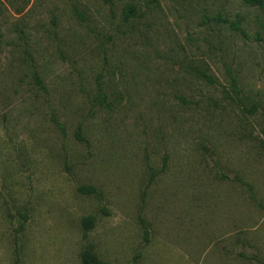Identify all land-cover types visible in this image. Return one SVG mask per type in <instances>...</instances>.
<instances>
[{
  "label": "rangeland",
  "instance_id": "obj_1",
  "mask_svg": "<svg viewBox=\"0 0 264 264\" xmlns=\"http://www.w3.org/2000/svg\"><path fill=\"white\" fill-rule=\"evenodd\" d=\"M263 26L241 0H0V264H264Z\"/></svg>",
  "mask_w": 264,
  "mask_h": 264
},
{
  "label": "trees",
  "instance_id": "obj_2",
  "mask_svg": "<svg viewBox=\"0 0 264 264\" xmlns=\"http://www.w3.org/2000/svg\"><path fill=\"white\" fill-rule=\"evenodd\" d=\"M242 2L251 5V6H256L258 9L261 10V12L264 14V0H241ZM134 11V8L132 6H128L126 10V16L127 14L131 13ZM216 21L220 19V16L216 15L215 17ZM223 21H227L226 19H223ZM239 25V20L231 22V27L234 29L238 28ZM264 29V26H263ZM82 191H85L87 193H96V189L93 186H85L80 188ZM94 224V218L91 216H88L84 218L82 221L83 228L85 230H89ZM145 234H147V230L145 229ZM80 260L81 264H110L107 261L101 260L92 250L89 248H84L81 251L80 254Z\"/></svg>",
  "mask_w": 264,
  "mask_h": 264
}]
</instances>
